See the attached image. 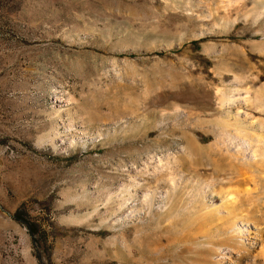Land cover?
Returning <instances> with one entry per match:
<instances>
[{"label":"rangeland","instance_id":"1","mask_svg":"<svg viewBox=\"0 0 264 264\" xmlns=\"http://www.w3.org/2000/svg\"><path fill=\"white\" fill-rule=\"evenodd\" d=\"M0 264H264V0H0Z\"/></svg>","mask_w":264,"mask_h":264},{"label":"bare ground","instance_id":"2","mask_svg":"<svg viewBox=\"0 0 264 264\" xmlns=\"http://www.w3.org/2000/svg\"><path fill=\"white\" fill-rule=\"evenodd\" d=\"M69 95V94H68ZM55 101H57V102H60V103H63L64 105H69V99H67V98H65L64 97V95L62 96V97H60V98H56L55 99ZM242 113V112H241ZM81 127L83 128L84 127V121L82 120L81 122ZM85 128V127H84ZM258 139V138H257ZM175 171V170H174ZM173 171V172H174ZM171 172V171H170ZM172 182H174V179H172ZM172 186H173V183H172ZM149 195L148 194H146V196L144 197V200H146L147 199V197H148ZM231 198L233 199V197L231 196ZM147 201V200H146ZM240 224H242V225H245L244 224V222H240ZM244 227H239L238 229H237V232L242 236V234L245 232V230L243 229Z\"/></svg>","mask_w":264,"mask_h":264},{"label":"trees","instance_id":"3","mask_svg":"<svg viewBox=\"0 0 264 264\" xmlns=\"http://www.w3.org/2000/svg\"><path fill=\"white\" fill-rule=\"evenodd\" d=\"M17 218V217H16ZM31 228V230H32V227H30ZM33 233H34V231H33Z\"/></svg>","mask_w":264,"mask_h":264}]
</instances>
